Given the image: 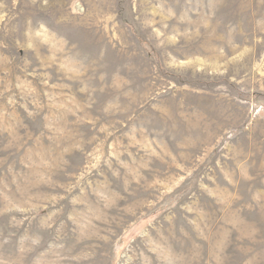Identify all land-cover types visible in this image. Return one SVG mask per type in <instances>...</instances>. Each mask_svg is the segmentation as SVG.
I'll use <instances>...</instances> for the list:
<instances>
[{
    "label": "rangeland",
    "instance_id": "374dc122",
    "mask_svg": "<svg viewBox=\"0 0 264 264\" xmlns=\"http://www.w3.org/2000/svg\"><path fill=\"white\" fill-rule=\"evenodd\" d=\"M0 264H264V0H0Z\"/></svg>",
    "mask_w": 264,
    "mask_h": 264
}]
</instances>
